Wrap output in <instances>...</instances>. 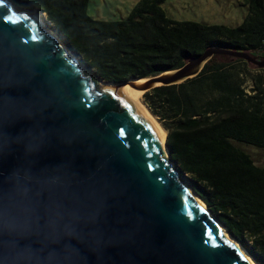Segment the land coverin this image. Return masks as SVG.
Here are the masks:
<instances>
[{
    "label": "water",
    "instance_id": "obj_1",
    "mask_svg": "<svg viewBox=\"0 0 264 264\" xmlns=\"http://www.w3.org/2000/svg\"><path fill=\"white\" fill-rule=\"evenodd\" d=\"M45 23L0 0V264H251L174 173L154 124L100 90ZM216 56L264 69L263 57L212 47L178 70L108 84L145 95Z\"/></svg>",
    "mask_w": 264,
    "mask_h": 264
},
{
    "label": "trees",
    "instance_id": "obj_2",
    "mask_svg": "<svg viewBox=\"0 0 264 264\" xmlns=\"http://www.w3.org/2000/svg\"><path fill=\"white\" fill-rule=\"evenodd\" d=\"M47 15L50 30L105 83H126L182 68L212 47L264 58V0H249L237 28L170 20L162 4L142 0L124 20L88 14L90 0H11ZM243 65L252 75L247 90ZM165 124L171 161L186 184L253 258L264 264V169L240 145L264 150V69L216 56L201 74L144 95Z\"/></svg>",
    "mask_w": 264,
    "mask_h": 264
},
{
    "label": "rangeland",
    "instance_id": "obj_3",
    "mask_svg": "<svg viewBox=\"0 0 264 264\" xmlns=\"http://www.w3.org/2000/svg\"><path fill=\"white\" fill-rule=\"evenodd\" d=\"M141 1L142 0H90L88 14L94 20L118 22L126 19ZM161 7L165 11L167 17L175 22H192L207 26L237 28L242 25L248 16L249 0H167ZM38 12H40L38 9L31 11L32 14ZM43 20L46 22L44 26L47 32L48 30L51 31L50 27L52 24L48 21L47 15L44 13ZM80 66L83 68L86 67L82 62H80ZM239 69L242 70L241 79L245 82L244 87L250 90L253 86L251 77L257 74V72L252 69L248 72L243 65L239 66ZM84 72L92 76L94 75L86 68H84ZM94 79L97 80L96 77ZM144 100L143 95L142 103L145 108H147ZM147 111L155 118L167 137L168 133L166 132L165 124H163L158 117L154 116L148 108ZM240 148L251 157L255 166L264 169V150L247 145H240ZM169 162L174 168V173L179 177L181 182L186 184L182 173L178 170L177 166L171 162L170 154Z\"/></svg>",
    "mask_w": 264,
    "mask_h": 264
},
{
    "label": "bare ground",
    "instance_id": "obj_4",
    "mask_svg": "<svg viewBox=\"0 0 264 264\" xmlns=\"http://www.w3.org/2000/svg\"><path fill=\"white\" fill-rule=\"evenodd\" d=\"M95 81L97 82V84L99 85L100 90L103 89H112L120 94L123 95V97L130 102L133 107H135L137 110L141 111L156 127V129L158 130V134H159V138L166 143V134L165 132L161 129L160 125L158 124V122L155 120V118L147 111V108H145V106L142 103V98H143V92L137 91L135 90L133 87L127 86L125 88L123 87H119V86H114L108 83H105L104 81H101L98 79ZM167 150V149H166ZM168 152V151H167ZM188 192L190 193V195L192 197H194V199L202 206L205 207L204 203L199 200L194 194H192V192L190 191V189L187 187ZM201 201V202H200ZM225 238H227L238 250V252H240L251 264H257L249 255L248 253L241 247L240 244H238L236 241H234L229 235H226V233H224Z\"/></svg>",
    "mask_w": 264,
    "mask_h": 264
}]
</instances>
